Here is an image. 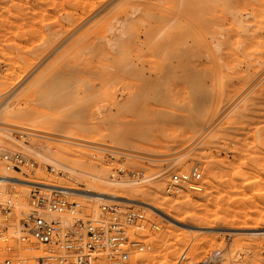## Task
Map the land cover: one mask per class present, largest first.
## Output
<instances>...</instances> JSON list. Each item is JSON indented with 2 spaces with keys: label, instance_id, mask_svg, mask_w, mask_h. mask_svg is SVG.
<instances>
[{
  "label": "rangeland",
  "instance_id": "1",
  "mask_svg": "<svg viewBox=\"0 0 264 264\" xmlns=\"http://www.w3.org/2000/svg\"><path fill=\"white\" fill-rule=\"evenodd\" d=\"M142 1L0 0V152L36 161L0 174L142 210L150 248L121 264H260L264 0ZM193 166L202 189L167 192Z\"/></svg>",
  "mask_w": 264,
  "mask_h": 264
},
{
  "label": "built area",
  "instance_id": "2",
  "mask_svg": "<svg viewBox=\"0 0 264 264\" xmlns=\"http://www.w3.org/2000/svg\"><path fill=\"white\" fill-rule=\"evenodd\" d=\"M107 154L113 158L115 152L107 150ZM35 164L32 158L19 152H0V166L7 171L25 172ZM50 169L53 171L54 167ZM117 175L113 172L110 180L115 181ZM27 186L25 209L18 211L20 204L11 187H7L8 191L0 190V264H96L100 258L121 264L132 253L149 250V242L135 234L144 226L142 210L113 201L100 205L95 214L88 215L85 206L71 197L73 193L68 187L38 183ZM181 188L194 192L202 189L197 166L167 178V192L176 193ZM151 228L157 226L152 224ZM34 246L43 247L44 252L33 256ZM216 258L209 255L200 264H219ZM260 264H264V247Z\"/></svg>",
  "mask_w": 264,
  "mask_h": 264
},
{
  "label": "bare ground",
  "instance_id": "3",
  "mask_svg": "<svg viewBox=\"0 0 264 264\" xmlns=\"http://www.w3.org/2000/svg\"><path fill=\"white\" fill-rule=\"evenodd\" d=\"M138 1V3L140 4L141 2V4H143V5H145L146 3H147V1H142V0H140L141 2H139V0H137ZM132 3V2H131ZM135 3V2H134ZM149 5V4H148ZM236 14V13H235ZM79 61V60H78ZM263 89H264V87H263ZM75 94H77V91L75 90L74 91V95ZM6 172V171H5ZM7 173V172H6ZM2 176V178L0 179L1 180V182H11L12 184H21V185H27L28 183H35V184H45V183H41V182H36V181H30V180H24V179H19V178H15L14 176H12L11 174H9V173H7V174H4V173H2L1 174ZM112 180H114V179H112ZM0 182V183H1ZM46 185H52V184H46ZM52 186H57V185H52ZM57 187H64V186H57ZM69 189H71V191H72V193L73 194H77V195H81V196H89V197H94V198H96V199H102V200H104V199H108V197H113V198H119L118 196H113V195H111V194H109V193H107V192H100V191H80V190H76V189H72V188H69ZM124 200H129V199H127V198H124ZM118 203H120V202H118ZM145 203V202H144ZM150 209H158L157 207H156V204H149V203H145Z\"/></svg>",
  "mask_w": 264,
  "mask_h": 264
}]
</instances>
